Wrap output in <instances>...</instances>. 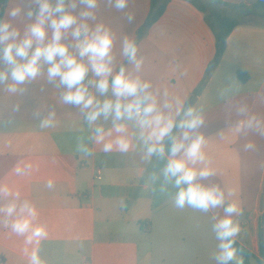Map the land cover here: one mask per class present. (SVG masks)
<instances>
[{"label":"crops","instance_id":"obj_1","mask_svg":"<svg viewBox=\"0 0 264 264\" xmlns=\"http://www.w3.org/2000/svg\"><path fill=\"white\" fill-rule=\"evenodd\" d=\"M219 1L249 5L257 0ZM16 4L27 8L24 0H9L5 10ZM149 6L150 0H129L120 11L100 0L91 23L111 29L117 62L123 59L125 36L136 40L138 57L143 58L139 75L154 89H166L184 100L200 90L193 104L204 108L206 124L201 130L209 137L204 151L216 170L204 183H218L226 202L237 203L243 212L234 217L241 226L237 243L259 257L264 136L227 130L241 118L235 110L240 102L264 117V103L258 102L264 94V16L258 25L232 31L217 67L205 80L215 39L203 14L187 1L173 0L157 23L143 28ZM129 12L135 16L132 23L126 18ZM27 22L15 24L22 29ZM239 72L247 75L246 82L239 81ZM22 87L15 96L0 88V183L19 190L22 200L36 206L37 222L46 225L48 233L39 245L43 264H214L212 216H223L222 208L211 213L175 208V189L162 191L161 182L147 176L155 160L141 159L135 149L120 154L98 148L93 156L77 151L81 141L95 149L78 109L61 104L59 90L44 80ZM52 108L55 127L41 128V116ZM221 129L223 139L217 135ZM249 141L256 150H243ZM18 162L31 163V174L15 175ZM97 170L102 172L100 181ZM48 179L54 180L52 189L45 187ZM5 203L0 200V207ZM24 248V237L0 224V264H29Z\"/></svg>","mask_w":264,"mask_h":264},{"label":"clouds","instance_id":"obj_2","mask_svg":"<svg viewBox=\"0 0 264 264\" xmlns=\"http://www.w3.org/2000/svg\"><path fill=\"white\" fill-rule=\"evenodd\" d=\"M5 10L0 17V88L13 96L24 91L22 86L44 80L59 90V101L78 109L90 131L89 143L81 141L77 151L93 156L96 149L105 153L127 154L135 149L141 159L162 161L153 182L161 190L175 189L172 204L201 213L223 210V216H212L211 231L217 241L212 253L214 264H244L238 256L237 237L241 232L238 219L243 215L235 202H226L224 189L218 183H204L216 175L212 160L204 149L209 142L201 129L205 126L203 106L188 103L168 90H157L139 75L143 58L138 57L134 38L125 36L117 62L115 36L110 28L96 21L100 0H24ZM109 6L123 11L129 0H106ZM128 23L135 19L127 13ZM26 19L23 28L17 20ZM264 103V94L258 96ZM238 119L231 130L237 134L264 136V117L251 113L246 102L235 106ZM39 116L40 113H37ZM56 111L41 116L40 127H55ZM217 135L225 136L221 129ZM243 150L254 151L249 141ZM17 176H28L31 163L18 162ZM45 187L52 189L54 180ZM0 224L16 236L24 237V254L29 264H43L40 242L47 238V228L38 223L36 206L21 199L19 190L0 183ZM30 245H34L29 250Z\"/></svg>","mask_w":264,"mask_h":264},{"label":"trees","instance_id":"obj_3","mask_svg":"<svg viewBox=\"0 0 264 264\" xmlns=\"http://www.w3.org/2000/svg\"><path fill=\"white\" fill-rule=\"evenodd\" d=\"M9 0H0V17H3L5 8ZM173 0H150L149 13L143 28L152 27L164 15L168 4ZM189 2L196 10L203 14L204 21L212 31L215 39V55L209 63L205 80L210 76L213 70L217 67L221 57L224 54L227 38L232 31L241 26H255L258 25L262 11H264V0H257L256 2L245 5H231L223 3L219 0H184ZM239 81L246 82L247 75L239 72L237 74ZM200 93L197 90L187 100L188 103L193 104L196 96ZM163 166L162 161H157L148 169L147 176L151 178L152 173H156ZM259 257L254 256L244 247L238 243L236 247L239 252L238 255L243 258L244 264H250L252 261L255 264H264V225L260 226L259 233Z\"/></svg>","mask_w":264,"mask_h":264},{"label":"water","instance_id":"obj_4","mask_svg":"<svg viewBox=\"0 0 264 264\" xmlns=\"http://www.w3.org/2000/svg\"><path fill=\"white\" fill-rule=\"evenodd\" d=\"M139 37H141L142 33L139 32ZM261 209L264 210V196H262V200H261ZM261 225H264V215H262L261 217Z\"/></svg>","mask_w":264,"mask_h":264},{"label":"built area","instance_id":"obj_5","mask_svg":"<svg viewBox=\"0 0 264 264\" xmlns=\"http://www.w3.org/2000/svg\"><path fill=\"white\" fill-rule=\"evenodd\" d=\"M96 179L98 181H100L102 179V172H101V170H97V172H96Z\"/></svg>","mask_w":264,"mask_h":264},{"label":"rangeland","instance_id":"obj_6","mask_svg":"<svg viewBox=\"0 0 264 264\" xmlns=\"http://www.w3.org/2000/svg\"><path fill=\"white\" fill-rule=\"evenodd\" d=\"M256 21H259V19H256Z\"/></svg>","mask_w":264,"mask_h":264}]
</instances>
